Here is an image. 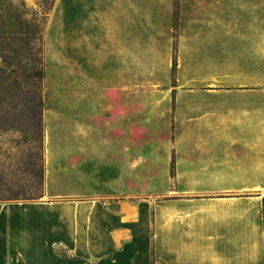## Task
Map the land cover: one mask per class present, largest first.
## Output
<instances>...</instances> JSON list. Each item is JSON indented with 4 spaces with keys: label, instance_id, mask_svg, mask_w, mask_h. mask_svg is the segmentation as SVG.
Wrapping results in <instances>:
<instances>
[{
    "label": "crops",
    "instance_id": "obj_1",
    "mask_svg": "<svg viewBox=\"0 0 264 264\" xmlns=\"http://www.w3.org/2000/svg\"><path fill=\"white\" fill-rule=\"evenodd\" d=\"M76 8V93L45 105L41 200L0 202V264H264V0Z\"/></svg>",
    "mask_w": 264,
    "mask_h": 264
},
{
    "label": "rangeland",
    "instance_id": "obj_2",
    "mask_svg": "<svg viewBox=\"0 0 264 264\" xmlns=\"http://www.w3.org/2000/svg\"><path fill=\"white\" fill-rule=\"evenodd\" d=\"M64 1L62 8V0H0V202L41 200L9 197L10 191L21 186L30 187L25 167L28 155L38 144L31 139L35 136L30 119L33 84L28 76L33 66V54L38 48L37 42L28 38L36 28L43 40L45 68L40 113L43 134L46 102L76 93V71H66L61 59L62 33L76 37V0ZM178 1L174 0V14ZM67 7L70 18L65 20L63 30L62 17L66 16ZM165 197L171 198L172 193Z\"/></svg>",
    "mask_w": 264,
    "mask_h": 264
},
{
    "label": "trees",
    "instance_id": "obj_3",
    "mask_svg": "<svg viewBox=\"0 0 264 264\" xmlns=\"http://www.w3.org/2000/svg\"><path fill=\"white\" fill-rule=\"evenodd\" d=\"M31 35V36H30ZM28 39H32L33 42H37V51L33 54V66L28 72V76L31 78L33 86H31V98H30V119L33 123L34 138H31L35 143V149L28 156L29 159L26 164V170L29 175L30 187H19L17 190L10 191L9 197L18 199H34L42 198L44 195V134L43 125L40 120L41 108L43 106L42 97V83L45 76L44 60H43V40L38 28L36 31L31 32ZM20 88V87H19ZM18 88V90H19ZM173 171V164H172Z\"/></svg>",
    "mask_w": 264,
    "mask_h": 264
}]
</instances>
